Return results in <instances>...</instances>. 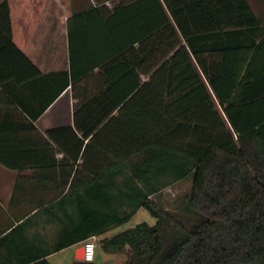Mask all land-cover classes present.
I'll return each mask as SVG.
<instances>
[{
    "label": "trees",
    "instance_id": "trees-1",
    "mask_svg": "<svg viewBox=\"0 0 264 264\" xmlns=\"http://www.w3.org/2000/svg\"><path fill=\"white\" fill-rule=\"evenodd\" d=\"M87 1L78 10L74 0H0V85L44 82L38 109L18 99L35 121L68 87L78 99L73 125L48 138L34 125V142L86 144L85 155L91 143L100 147L97 180L58 201L77 220L70 215L55 249L104 234L143 208L153 224L99 240L104 252L127 254L122 264H264L262 18L249 0ZM36 32L50 36L51 50L67 51L63 68L36 65ZM190 176L193 216L185 221L152 196ZM25 224L0 239L7 251L15 253L9 242ZM48 253L14 254L13 264H50Z\"/></svg>",
    "mask_w": 264,
    "mask_h": 264
},
{
    "label": "crops",
    "instance_id": "crops-1",
    "mask_svg": "<svg viewBox=\"0 0 264 264\" xmlns=\"http://www.w3.org/2000/svg\"><path fill=\"white\" fill-rule=\"evenodd\" d=\"M107 4L111 6L110 2ZM253 9L256 12L254 6ZM45 33L34 34V37L42 39L39 41L41 47L29 50V55L45 72L61 69L64 67L67 51H61L60 48L58 51L51 50L50 42L45 40V37L50 36ZM62 38L65 39L66 45V32ZM96 80L97 78H91L88 85L94 86ZM82 85L75 93L80 91ZM44 87L43 81L39 84L27 81L18 85L14 80H10L6 83L7 90L0 85V136L7 138L0 146V157L3 158L0 160V239L16 226L26 223L23 235H18L19 238L9 242L8 247L15 253L7 251L6 246L0 244V259L9 264L17 263L14 254L30 257L36 250L49 252L46 260L50 264H74L78 260L77 254L83 242L73 243L58 250L55 247L60 239L68 234L72 223L70 215H73V222H76L77 215L70 208L68 211L71 214L66 213V209L61 207L58 201L70 191L76 196L83 191L82 184L97 180L94 172L99 165V144L91 143L90 153L85 155L86 144L83 147L68 145L61 149L54 143L45 145L34 142V125L38 128V133L47 137V132L51 129L74 124V106L78 99L71 87H68L36 121L24 111L18 99L29 108L38 109L40 99L45 100ZM46 96L48 97V93ZM88 140L86 139V142ZM129 222L96 236V258L105 253L108 258L105 257L103 263L125 262L123 260L115 263L114 257L117 253L104 252L99 246V240L124 231L129 228L126 226Z\"/></svg>",
    "mask_w": 264,
    "mask_h": 264
},
{
    "label": "rangeland",
    "instance_id": "rangeland-1",
    "mask_svg": "<svg viewBox=\"0 0 264 264\" xmlns=\"http://www.w3.org/2000/svg\"><path fill=\"white\" fill-rule=\"evenodd\" d=\"M250 1L253 4L258 15L262 18L264 22V0H250ZM74 2H75V8L78 10L86 7L89 4V1L87 0H74ZM192 180L193 177L190 176L182 181L176 182L173 185L164 189L161 193L153 195L152 198L162 207L169 208L175 211L176 213H179L183 217V219H185V221H187L188 219H189L188 221H190V218L193 215L189 213L187 207H188V200L192 188ZM155 220L156 219L152 217L147 210L141 209L136 214V216H134L131 219V221L128 224H126V226L131 227L142 221H147L150 224H153ZM107 256L108 255H106L105 253H102V255L97 256L95 261L98 263H103L105 259L108 258ZM114 259H115V263L118 262L120 263L121 261L127 259V254L125 252L117 253Z\"/></svg>",
    "mask_w": 264,
    "mask_h": 264
},
{
    "label": "built area",
    "instance_id": "built-area-1",
    "mask_svg": "<svg viewBox=\"0 0 264 264\" xmlns=\"http://www.w3.org/2000/svg\"><path fill=\"white\" fill-rule=\"evenodd\" d=\"M83 247H84V260L90 262L95 261L97 254V247H98L96 236L87 239L83 243Z\"/></svg>",
    "mask_w": 264,
    "mask_h": 264
},
{
    "label": "water",
    "instance_id": "water-1",
    "mask_svg": "<svg viewBox=\"0 0 264 264\" xmlns=\"http://www.w3.org/2000/svg\"><path fill=\"white\" fill-rule=\"evenodd\" d=\"M77 259L78 260H84V247L83 246H81V248L78 251Z\"/></svg>",
    "mask_w": 264,
    "mask_h": 264
}]
</instances>
